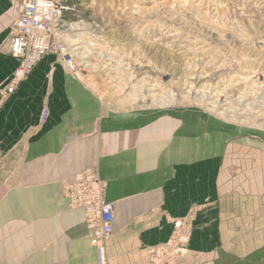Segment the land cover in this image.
Returning a JSON list of instances; mask_svg holds the SVG:
<instances>
[{
    "label": "crops",
    "instance_id": "1",
    "mask_svg": "<svg viewBox=\"0 0 264 264\" xmlns=\"http://www.w3.org/2000/svg\"><path fill=\"white\" fill-rule=\"evenodd\" d=\"M11 24L10 3L0 0V48ZM18 64L0 55V264H97L84 210L63 196L65 183L89 167H99L115 207L109 264H151L149 250L172 234L168 215L184 216L210 193L217 198L203 207L177 264H264L257 176L258 184L233 191L221 174L220 190H199L193 135L173 139L169 122L147 126L144 117L105 114L51 54L4 98ZM44 107L46 125L39 122Z\"/></svg>",
    "mask_w": 264,
    "mask_h": 264
},
{
    "label": "rangeland",
    "instance_id": "2",
    "mask_svg": "<svg viewBox=\"0 0 264 264\" xmlns=\"http://www.w3.org/2000/svg\"><path fill=\"white\" fill-rule=\"evenodd\" d=\"M62 2L68 9L60 29L74 67L48 54L97 96L105 114L144 117L147 126L169 122L173 139L193 135L199 190H220L221 174L233 191L254 182L264 186V0ZM10 34L0 55L13 58ZM18 67L4 98L33 72L8 94ZM40 118L49 123L50 117L47 123ZM91 169L100 173L99 167L84 171ZM208 195L184 216L168 215L172 234L149 250L151 264H177L188 254L203 207L217 198ZM176 220L180 229L173 227Z\"/></svg>",
    "mask_w": 264,
    "mask_h": 264
},
{
    "label": "built area",
    "instance_id": "3",
    "mask_svg": "<svg viewBox=\"0 0 264 264\" xmlns=\"http://www.w3.org/2000/svg\"><path fill=\"white\" fill-rule=\"evenodd\" d=\"M12 4L10 54L20 61L15 73L16 80L8 88V94H13L15 86L26 79L33 69L48 53L60 56L70 68L74 60L68 46L63 42V32L60 22L63 12L68 8L62 0H10ZM50 117L49 109L42 112L40 121L47 123ZM65 199L70 206L84 210L87 229L91 232V243L96 249L98 264H108L106 256L107 242L113 235V225L116 221L114 204L106 198V182L98 169H91L77 174L67 181L64 188ZM181 222L173 223L175 229H180Z\"/></svg>",
    "mask_w": 264,
    "mask_h": 264
},
{
    "label": "bare ground",
    "instance_id": "4",
    "mask_svg": "<svg viewBox=\"0 0 264 264\" xmlns=\"http://www.w3.org/2000/svg\"><path fill=\"white\" fill-rule=\"evenodd\" d=\"M6 95V94H5Z\"/></svg>",
    "mask_w": 264,
    "mask_h": 264
}]
</instances>
